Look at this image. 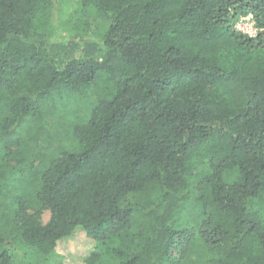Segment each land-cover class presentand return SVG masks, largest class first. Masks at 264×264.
<instances>
[{"label":"trees","instance_id":"1","mask_svg":"<svg viewBox=\"0 0 264 264\" xmlns=\"http://www.w3.org/2000/svg\"><path fill=\"white\" fill-rule=\"evenodd\" d=\"M61 1L0 0V197L18 241L49 259L82 231L85 264H264V0H74L107 26L83 41L59 39ZM249 15L255 37L236 28ZM65 96L85 110L56 142ZM37 150L51 155L31 167ZM15 246L0 235V264Z\"/></svg>","mask_w":264,"mask_h":264},{"label":"rangeland","instance_id":"2","mask_svg":"<svg viewBox=\"0 0 264 264\" xmlns=\"http://www.w3.org/2000/svg\"><path fill=\"white\" fill-rule=\"evenodd\" d=\"M56 25L60 27L61 22L64 24L59 28V39L66 40L68 37H73L77 41H83L85 39L100 38L107 29L104 23L95 17V15L83 16L77 12V7L74 0H62L56 10ZM248 17V16H247ZM242 18L236 28L244 33H251L253 37L258 35L261 30L257 27L255 19ZM69 21L65 24L66 21ZM248 35V34H247ZM71 104V105H70ZM70 105L69 110H65V107ZM52 108V116L47 120L45 129L47 134H50L51 138L56 142L64 135H68L69 131L74 123L78 110H85L84 101L80 100L79 96L68 97L60 99L56 102ZM43 147V145H42ZM53 147L57 148V145L53 144ZM10 151L16 153L17 147L11 146ZM1 158H4L5 151L2 152ZM28 159L32 166L38 165L41 161V156H49L51 152H42L37 150L35 153H30ZM21 195V190L18 189L15 196ZM15 197L2 196L0 197V235L5 238H12L15 242L16 253L14 255V264H85V259L90 255L94 248V242L89 239L82 231L76 232V234L63 242L58 246V255L52 256L49 259H45L36 249L30 248L26 245H22L18 241L16 226L19 225L15 221L13 210L17 208ZM33 207V208H32ZM27 210L28 214L35 215L38 221L45 225L51 218V212L49 209L39 208L36 205H32Z\"/></svg>","mask_w":264,"mask_h":264},{"label":"built area","instance_id":"3","mask_svg":"<svg viewBox=\"0 0 264 264\" xmlns=\"http://www.w3.org/2000/svg\"><path fill=\"white\" fill-rule=\"evenodd\" d=\"M247 19H249V20H250V19H253V16H252V15H249V16L247 17ZM241 32H242V31H241ZM243 33H244V31H243ZM245 34H248V35H250L251 37H253V36L251 35V33H246V32H245Z\"/></svg>","mask_w":264,"mask_h":264}]
</instances>
